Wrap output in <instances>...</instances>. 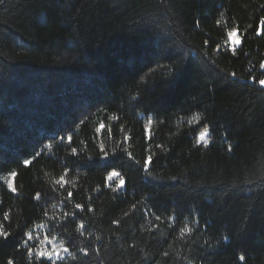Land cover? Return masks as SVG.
I'll use <instances>...</instances> for the list:
<instances>
[{"label":"trees","instance_id":"1","mask_svg":"<svg viewBox=\"0 0 264 264\" xmlns=\"http://www.w3.org/2000/svg\"><path fill=\"white\" fill-rule=\"evenodd\" d=\"M262 20L264 0H0V264H40L45 235L56 264H264Z\"/></svg>","mask_w":264,"mask_h":264},{"label":"snow or ice","instance_id":"2","mask_svg":"<svg viewBox=\"0 0 264 264\" xmlns=\"http://www.w3.org/2000/svg\"><path fill=\"white\" fill-rule=\"evenodd\" d=\"M261 23L264 24V20H262ZM235 35H236V30L235 29H233L232 31L228 32L229 38L234 37ZM233 43L235 45H239L240 41L239 40H234ZM259 67L261 69H264V62H261L260 65H259ZM232 75L235 76V73H232ZM259 85L261 87H264V79L259 80ZM150 123H151V121H149V124ZM101 127H103V126H101ZM101 127H98L96 129V131L97 132H100L101 131ZM68 139H69V142H71V137H68ZM204 139H205V137L203 135H201V137L198 140V143L200 141H203ZM99 147H100L101 153L103 154V157H107L108 156V152H107L104 144H100ZM71 154L73 156H75L77 154V148H72L71 149ZM24 163L27 166V165L30 164V161L25 160ZM148 164H149V160H146L145 161V167L146 168L148 167ZM16 175H17V173H15V172H11L10 173V176L11 177H16ZM119 176H120V174L118 172L113 171V172H109L108 173L107 179L108 180H112L114 177H119ZM63 179L64 178L61 177L60 178V181H57V183H61L63 181ZM124 185H125L124 179L123 178H120L119 179V184L117 185V189L123 187ZM7 186L9 188V190L15 192V188L13 186L12 180H9L8 181V185ZM114 191H115V189H114ZM68 195H69V197H71L72 193L69 192ZM37 198H38V196H37ZM75 207L77 209H80L81 208V205L80 204H76ZM45 215H47V213H45ZM65 215H67V213H65ZM4 218L5 219H8L7 214H5V217ZM77 230L79 231V233H80L81 236L84 235V225L83 224H79ZM0 236H2V237H7L8 236V233L3 228V226H0ZM27 239L29 241H31L33 239V237L31 235H27ZM56 239L57 238L55 236H53L51 239H49L48 235H45L44 236V240L41 241V244H43V243L46 242L47 244L51 245V247L50 248H40V246L37 245L36 246V250L34 252V259L36 261H39L40 264H45V261H51L52 264H56V260L63 261L64 256L62 255V253L63 254L69 253V248L67 246H65L64 244L57 245L55 243ZM90 247H91L90 245H85L83 248L80 249V254H82V256L84 258H87L88 257V255H89L88 249H90ZM27 251H28V256H29V258L31 260L33 258V251L34 250H33L32 247H29L27 249ZM73 259H75V256H73ZM241 259H243V257H241ZM8 264H13V261L12 260H9L8 261Z\"/></svg>","mask_w":264,"mask_h":264},{"label":"rangeland","instance_id":"3","mask_svg":"<svg viewBox=\"0 0 264 264\" xmlns=\"http://www.w3.org/2000/svg\"><path fill=\"white\" fill-rule=\"evenodd\" d=\"M264 25V24H263ZM264 70V69H263ZM262 79H264V76H263V78ZM203 136L206 138V134H203ZM51 247V246H50ZM50 247H48V248H50Z\"/></svg>","mask_w":264,"mask_h":264}]
</instances>
